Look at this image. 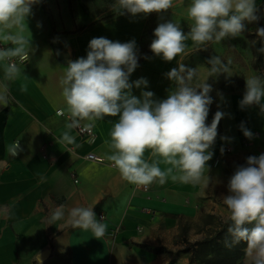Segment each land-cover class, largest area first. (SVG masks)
Wrapping results in <instances>:
<instances>
[{
    "label": "crops",
    "instance_id": "1",
    "mask_svg": "<svg viewBox=\"0 0 264 264\" xmlns=\"http://www.w3.org/2000/svg\"><path fill=\"white\" fill-rule=\"evenodd\" d=\"M190 2L174 0L169 11L187 18ZM256 4L261 15L258 25L247 24L238 37L209 43L207 50L198 51L206 61L190 64L204 79L212 55L225 63L231 61L230 76L221 74L207 81L213 89L209 111L226 113L209 149L213 153L205 172L209 180L199 184L173 181L174 171L166 183H153L146 190L125 181L107 159L112 154L109 134L118 117L82 121L94 127L91 139L76 128H66L70 121L61 80L69 62L86 58L93 38L121 43L135 39L139 53L152 14L98 21L80 17L70 0H39L32 6L24 35L31 38L34 52L24 63L18 61L21 74L12 81H5L6 62L0 61V91L6 84L8 94L7 106L0 104V264H171L166 251L176 249L174 240L181 237L182 217L198 216L215 197L227 195L231 169L243 151L242 140L247 139L252 151L264 143V114L257 106L240 107L245 79L264 78L254 60L243 55L253 52L250 35L257 26H264V0ZM3 34L0 31V37ZM186 43L183 62L187 65L195 46L190 40ZM10 47V42L0 39V48ZM138 65L129 82L146 78L149 83L143 90L152 91L156 99L166 98L173 85L164 74L177 66L176 60L165 62L152 53ZM132 94L140 97L141 89L133 88ZM242 122L253 139L244 136ZM66 131L73 143L61 142ZM14 142L22 147L18 156L10 152ZM227 147L233 150L227 152ZM90 152L102 159H89ZM144 158L149 162L160 159L152 157L150 150ZM159 167L163 171L171 165L161 162ZM61 205L66 214L76 206L93 207L96 219L106 225L105 235L97 239L90 230L68 228L62 221L48 224L50 211ZM181 261L175 259L172 264Z\"/></svg>",
    "mask_w": 264,
    "mask_h": 264
},
{
    "label": "clouds",
    "instance_id": "2",
    "mask_svg": "<svg viewBox=\"0 0 264 264\" xmlns=\"http://www.w3.org/2000/svg\"><path fill=\"white\" fill-rule=\"evenodd\" d=\"M37 3L39 0H0V31L4 32L0 39L13 45L0 48V61L6 62L5 81L15 80L21 74L14 60L24 63L29 53L34 52L31 38L24 35V27L32 6ZM173 3L174 0H115L113 4L119 15L132 18L159 15L162 22L154 29L150 50L165 62H177L176 67L164 74L173 85L166 98L156 99L152 91L143 90L148 87L146 78L129 82L139 66L135 39L124 43L104 37L91 39L86 58L69 62L61 80L70 121L66 128L79 127L81 121L118 117L109 134L112 154L107 159L125 181L138 187L147 188L156 182L162 185L174 171L173 181L199 184L209 180L205 176L207 162L213 156L209 149L226 113L217 110L211 124L206 123L213 103L209 95L212 85L207 81L221 74L230 76L231 61L225 63L212 55L207 61L209 75L200 79L198 69L183 62L188 49L186 41H192L195 51L207 50L209 43L236 38L246 31L247 24L258 25L261 19L256 0H191L186 9L191 26L185 32L178 23L164 18ZM14 27L17 31H10ZM256 33L264 38V26H257ZM133 88L141 89L140 97L132 94ZM7 103L5 84L0 91V104L7 106ZM252 106L259 107L264 114V78L257 75L245 79L240 101L242 110ZM240 127L246 138H254L243 122ZM61 142L70 144L74 138L66 131ZM146 150L160 159L149 162L144 158ZM20 151L19 143L10 148L12 155ZM161 162L171 167L162 171ZM221 198L230 221L226 246L244 242L246 264H264V153L248 156L244 164L236 165L227 182V195ZM101 220L96 219L93 207L88 206L73 207L66 214L61 205L48 216V224L62 221L68 228L90 230L97 239L106 232Z\"/></svg>",
    "mask_w": 264,
    "mask_h": 264
},
{
    "label": "rangeland",
    "instance_id": "3",
    "mask_svg": "<svg viewBox=\"0 0 264 264\" xmlns=\"http://www.w3.org/2000/svg\"><path fill=\"white\" fill-rule=\"evenodd\" d=\"M70 2L74 10L80 12V17L85 20L88 18H98V20L102 21L119 15V13L113 9L115 0H70ZM163 15L165 19H172L174 22L178 23L184 31L190 29L191 21L187 18H182L170 11ZM160 22L162 21L159 15L152 13V18L146 28L142 49L146 50L150 48V44L154 39V29ZM257 37V33L255 36L250 37L251 43H253ZM243 55L245 59L249 61L254 60L255 62L253 52L250 54V51H247V54L243 53ZM236 56L242 58L238 54H236ZM191 62L192 59H189L187 63L188 67H191ZM259 71L260 74H264V68ZM209 95L211 96V94ZM214 114L215 111H209L206 120L208 125L211 124ZM242 144L244 147L240 150L243 151L239 154L240 157L236 159L235 166L244 164L248 156H258L264 153V143L253 151L248 148L250 144L247 139L242 140ZM232 150L233 147L226 149L227 152H231ZM231 170L232 172H230L229 177H231L235 169ZM225 192H227V190ZM228 215L229 213L222 202V198L215 197L210 203L202 207L198 216L192 218L182 217V222L180 223L182 229L181 237L174 240L176 249L174 251L167 249L166 251L168 257L172 258L170 263L172 264V262L177 259V261L182 260L181 262L183 264H246V244L244 242L233 247H228L225 244V240L229 238L227 234V229L230 224V221L227 220Z\"/></svg>",
    "mask_w": 264,
    "mask_h": 264
},
{
    "label": "trees",
    "instance_id": "4",
    "mask_svg": "<svg viewBox=\"0 0 264 264\" xmlns=\"http://www.w3.org/2000/svg\"><path fill=\"white\" fill-rule=\"evenodd\" d=\"M100 21V20H98ZM256 33L251 34L250 37L255 36ZM253 46V53L255 56V62H254V67L257 70H262L264 68L263 64H264V52L261 51V49L264 46V38H261L260 36L257 37L256 40H254V42L252 43ZM152 52L149 49H142V47H140V52L138 53L139 59H138V63L142 62L145 57H148L149 55H151ZM190 60L192 59V63H197V62H201V61H206L204 54L198 51H195L191 57L189 58ZM188 59V60H189Z\"/></svg>",
    "mask_w": 264,
    "mask_h": 264
},
{
    "label": "built area",
    "instance_id": "5",
    "mask_svg": "<svg viewBox=\"0 0 264 264\" xmlns=\"http://www.w3.org/2000/svg\"><path fill=\"white\" fill-rule=\"evenodd\" d=\"M18 59H15L14 60V62L17 64L18 63ZM59 113H62V110H59ZM90 125V126H89ZM76 130H77V132L81 135V136H83V137H86V138H89V139H91L92 137H94V135H95V129H94V127L91 125V124H88V123H84V122H82L81 121V123H80V126L79 127H76ZM16 143H18V142H14V144H16ZM13 144V145H14ZM20 145V144H19ZM20 147H21V145H20ZM21 149H22V147H21ZM227 149H230V148H228L227 147ZM14 156H18V155H14ZM87 157L89 158V159H91V160H101L102 158L100 157V156H98L96 153H94V152H90V153H88L87 154ZM77 181V180H76ZM138 187V186H137ZM138 188H142V189H144V190H146L147 188H144V187H138Z\"/></svg>",
    "mask_w": 264,
    "mask_h": 264
}]
</instances>
